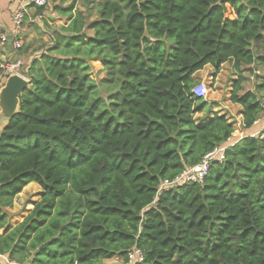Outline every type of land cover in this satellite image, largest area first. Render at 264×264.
I'll list each match as a JSON object with an SVG mask.
<instances>
[{
	"label": "trees",
	"instance_id": "16d2710c",
	"mask_svg": "<svg viewBox=\"0 0 264 264\" xmlns=\"http://www.w3.org/2000/svg\"><path fill=\"white\" fill-rule=\"evenodd\" d=\"M84 1V11L75 0L57 9L67 24L20 67L29 87L0 132V254L19 264H126L136 245L140 264H264V127L254 129L264 80L242 89L244 69L264 68V0H99L94 20V0ZM90 57L117 75L109 104L93 97ZM224 63L239 76L230 100L241 107L240 139L192 90L197 71ZM222 146L202 185L158 191ZM32 181L40 199L8 225Z\"/></svg>",
	"mask_w": 264,
	"mask_h": 264
},
{
	"label": "rangeland",
	"instance_id": "374dc122",
	"mask_svg": "<svg viewBox=\"0 0 264 264\" xmlns=\"http://www.w3.org/2000/svg\"><path fill=\"white\" fill-rule=\"evenodd\" d=\"M71 1L72 0H50V3L44 8L46 12L43 10L44 13L41 12V16H38L39 14H35V16L37 15L35 18L38 19V22L34 20L35 22L29 25L30 27L34 26L32 27V30L36 36V38L33 36V47L38 46V48H42L44 50L47 45L51 44L53 30L58 28L60 25H65L68 21V17L65 14H60L57 9L66 7ZM98 1L99 0H94L89 3V20H94L97 17L96 3ZM84 2V0H75V7L84 11L87 8V5L85 6ZM227 15L229 16V14ZM86 32L89 35L92 34L91 30H86ZM26 46V49H28V44L23 38L22 48H25ZM86 61L89 65L88 77L94 81L93 97L102 96L107 100L115 93L113 89L116 85L117 75H107L106 69L97 58L90 57L87 58ZM257 68L260 71L258 75H255L252 69H244L242 72V76L244 78L242 82L243 90L253 89L258 82L264 80V68L262 66H257ZM238 77L237 72L233 69L230 63L222 64L216 74L214 73L213 68L205 66L202 70H200L198 75L194 76L197 83L200 81H204L206 83L208 94L207 98L203 100L210 105L212 111L211 114L214 112H217L220 115L224 114L228 121H230L233 125L234 130L231 133V137H235L237 139L243 137L245 134V132L242 131L241 122L238 121L241 110H238L236 103H233L230 100L233 81ZM109 101L110 100H107L106 103L109 104ZM207 109H209L208 106H206L204 110ZM204 110L194 113L196 120L202 117ZM261 123V120L260 122L258 121L256 126ZM40 193V186L36 182L32 181L28 187H23V189L15 196L12 207L8 208V211L13 213L8 225L13 226L14 224L20 222L26 213L32 209L34 202L40 199ZM1 261L3 264H6V261L3 258Z\"/></svg>",
	"mask_w": 264,
	"mask_h": 264
},
{
	"label": "built area",
	"instance_id": "2783aa9c",
	"mask_svg": "<svg viewBox=\"0 0 264 264\" xmlns=\"http://www.w3.org/2000/svg\"><path fill=\"white\" fill-rule=\"evenodd\" d=\"M15 2L16 8L12 13L11 26L9 28L10 30H0V44L4 45L6 43H10L14 49H20L23 44V27L28 8L46 7L50 3V0H15ZM20 67V60H16L14 62L0 61V89L2 87L1 77L8 76L13 73L21 74L19 69ZM254 73H258V70H254ZM192 90L197 97H201L204 100L207 98L208 90L204 81L198 82ZM258 121L259 120H256L254 123L257 124ZM240 122L242 125V121ZM228 140H231V137ZM224 148L225 146L214 148L211 152L206 153L200 162L185 168L181 173L172 179L163 180L158 188V191L161 189L171 188L172 186L182 182H194L202 185L210 169L211 162L223 159ZM2 258L6 261V264H19L14 261H10L6 255L0 254V259L2 260ZM143 259V251L135 245L127 252L126 264H140Z\"/></svg>",
	"mask_w": 264,
	"mask_h": 264
},
{
	"label": "crops",
	"instance_id": "0c3cea01",
	"mask_svg": "<svg viewBox=\"0 0 264 264\" xmlns=\"http://www.w3.org/2000/svg\"><path fill=\"white\" fill-rule=\"evenodd\" d=\"M15 8H16L15 0H0V30H2V29L3 30H10L9 28L11 26L12 13H13ZM36 10H37L36 7H29L28 8L27 15L25 18L24 27H23V37H24V40L26 41V43L28 44V49H26V50H24V52L20 53L17 49H14L10 43H6L4 45L0 44V61L1 62H13L16 60H20L21 64L27 65L33 57H37L40 54V52L43 51V49L38 48V46L37 47L32 46L33 45V43H32L33 36H35V33L32 30V27H34V26L30 27L29 25L31 23H34L35 22L34 20H36L38 22V19L35 18L38 15V12ZM44 11L46 12V10H44ZM44 11H43V13H44ZM35 14H37V15L35 16ZM38 16H41V13ZM35 38H36V36H35ZM206 66H209V65H206ZM199 72H200V70L197 71L194 76L198 75ZM236 106H237L238 110L241 109V107L238 104H236ZM18 109H19V103L17 105L15 112L18 111ZM9 118L10 117L5 115V113L2 110V107L0 106V132L3 129V127L7 124ZM260 120L262 121V120H264V118L259 119V122H260ZM238 121H242L241 113L239 114ZM263 127H264V124H263V126H261V124L255 126V128H254L255 133L257 134L259 131H261V129ZM28 184H30V183H28ZM0 261H1V259H0ZM104 262L116 264V263H120L121 260L118 257H114V258L105 259Z\"/></svg>",
	"mask_w": 264,
	"mask_h": 264
},
{
	"label": "water",
	"instance_id": "95a60500",
	"mask_svg": "<svg viewBox=\"0 0 264 264\" xmlns=\"http://www.w3.org/2000/svg\"><path fill=\"white\" fill-rule=\"evenodd\" d=\"M0 106L6 116L11 117L19 103L20 94L29 87L28 78L24 75L13 73L1 77ZM43 243L40 247H44Z\"/></svg>",
	"mask_w": 264,
	"mask_h": 264
}]
</instances>
